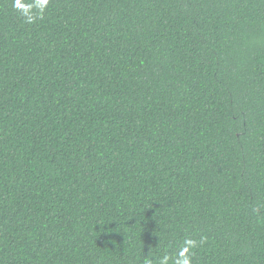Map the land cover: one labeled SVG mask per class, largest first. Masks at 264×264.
I'll list each match as a JSON object with an SVG mask.
<instances>
[{
  "label": "trees",
  "instance_id": "1",
  "mask_svg": "<svg viewBox=\"0 0 264 264\" xmlns=\"http://www.w3.org/2000/svg\"><path fill=\"white\" fill-rule=\"evenodd\" d=\"M184 257L264 264V0H0V264Z\"/></svg>",
  "mask_w": 264,
  "mask_h": 264
},
{
  "label": "clouds",
  "instance_id": "2",
  "mask_svg": "<svg viewBox=\"0 0 264 264\" xmlns=\"http://www.w3.org/2000/svg\"><path fill=\"white\" fill-rule=\"evenodd\" d=\"M190 246L195 247L196 242L195 241H189ZM181 264H191V258L190 257H184L181 261Z\"/></svg>",
  "mask_w": 264,
  "mask_h": 264
}]
</instances>
